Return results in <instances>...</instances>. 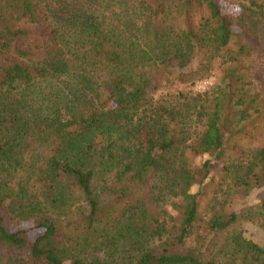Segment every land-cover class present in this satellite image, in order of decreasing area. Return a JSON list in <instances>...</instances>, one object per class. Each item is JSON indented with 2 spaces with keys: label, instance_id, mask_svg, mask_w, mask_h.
Returning <instances> with one entry per match:
<instances>
[{
  "label": "trees",
  "instance_id": "1",
  "mask_svg": "<svg viewBox=\"0 0 264 264\" xmlns=\"http://www.w3.org/2000/svg\"><path fill=\"white\" fill-rule=\"evenodd\" d=\"M261 22L264 0H0V264H264L243 235L264 198L226 207L264 185V145L224 159L264 123ZM192 64L216 81L154 98Z\"/></svg>",
  "mask_w": 264,
  "mask_h": 264
},
{
  "label": "rangeland",
  "instance_id": "2",
  "mask_svg": "<svg viewBox=\"0 0 264 264\" xmlns=\"http://www.w3.org/2000/svg\"><path fill=\"white\" fill-rule=\"evenodd\" d=\"M225 9L228 11L232 12H238L239 8L231 6L229 4H225ZM259 39L261 41V46L255 52L252 54L250 57L244 61L246 65L248 66V72L250 73V77L252 80V85H251V90L259 92L260 94L264 95V22L260 23V28H259ZM194 66L195 64H192L191 67L187 68L185 71V74L183 76L177 75L174 79H172L168 84L164 85L163 88L158 89L156 94H154V98H159L160 96L164 95L167 92H174L177 90H183V91H189V92H201L208 88L211 84H213L216 79H217V73L216 71L210 74V77L205 78L204 80H195L193 83H190L192 79L196 77V74H194ZM187 81V82H185ZM202 81H206V85H201ZM207 86V87H206ZM255 127V133L252 137H247L244 139H241L238 142V145L235 147L233 146L232 143L229 144V149L227 150L228 152L225 153L224 159H235L237 157H240L242 152L247 153H252L254 151V148L264 145V123L261 120L257 121L254 124ZM208 158L207 155L203 156H198L195 157L193 156L192 158V163L196 166H199L201 162ZM222 160H213L209 163V176L208 179L205 181V183H209V185H214L217 180H220V172L222 171ZM210 181V182H209ZM206 184V185H207ZM198 190V186H193L191 191L196 192ZM205 189V191H207ZM243 195V194H240ZM207 198L208 195L204 194V196H200V199L202 202H206L208 200ZM264 198V185L261 187H253L248 191V193L244 196H238V195H232L228 200H230L227 204L226 207L229 209H234L237 210L241 208L242 206L250 205V204H255L259 203V201ZM203 206H205L203 208ZM201 204V210H200V216L205 217L206 214H208L211 209L209 205H204ZM160 210H163L165 214H169L172 217H177V211H175L170 203H164L162 205L159 204ZM6 225L13 230L16 229H27L29 228L30 231L28 233V237L30 240H33L36 238L41 232L42 229L40 228H35L34 223L31 220H6ZM243 235L251 239L259 244H264V225L262 223H252V222H246L243 225ZM60 239V235L58 237ZM142 241L144 244L147 246L151 245L152 240H148L147 234H143ZM192 240V237H191ZM188 241V240H187ZM142 243V245H143ZM14 255H17L20 257L22 255V250H13L12 252Z\"/></svg>",
  "mask_w": 264,
  "mask_h": 264
},
{
  "label": "built area",
  "instance_id": "3",
  "mask_svg": "<svg viewBox=\"0 0 264 264\" xmlns=\"http://www.w3.org/2000/svg\"><path fill=\"white\" fill-rule=\"evenodd\" d=\"M201 85H206V81H202L201 82Z\"/></svg>",
  "mask_w": 264,
  "mask_h": 264
}]
</instances>
